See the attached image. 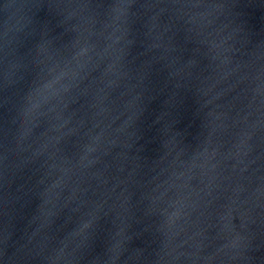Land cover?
Here are the masks:
<instances>
[{"label": "water", "instance_id": "1", "mask_svg": "<svg viewBox=\"0 0 264 264\" xmlns=\"http://www.w3.org/2000/svg\"><path fill=\"white\" fill-rule=\"evenodd\" d=\"M0 264H264V0H0Z\"/></svg>", "mask_w": 264, "mask_h": 264}]
</instances>
